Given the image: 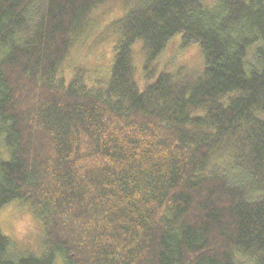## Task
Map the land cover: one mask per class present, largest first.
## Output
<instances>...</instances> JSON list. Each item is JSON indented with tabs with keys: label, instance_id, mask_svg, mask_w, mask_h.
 <instances>
[{
	"label": "trees",
	"instance_id": "1",
	"mask_svg": "<svg viewBox=\"0 0 264 264\" xmlns=\"http://www.w3.org/2000/svg\"><path fill=\"white\" fill-rule=\"evenodd\" d=\"M119 2L106 78L60 66ZM202 67H159L168 42ZM138 45L144 78L137 81ZM0 264H264V0H0Z\"/></svg>",
	"mask_w": 264,
	"mask_h": 264
},
{
	"label": "rangeland",
	"instance_id": "2",
	"mask_svg": "<svg viewBox=\"0 0 264 264\" xmlns=\"http://www.w3.org/2000/svg\"><path fill=\"white\" fill-rule=\"evenodd\" d=\"M215 0H206L208 4ZM124 14V10L119 2L109 3L95 9L91 14L87 30L76 41L75 46L70 50L60 66L61 72L70 75L72 70L78 66H84L92 75L106 78L113 61L114 45L116 37L112 35L111 24ZM180 35L175 36L165 46L157 59V64L161 68H176L183 66L187 71L199 70L202 67V55L199 49L193 45L182 47ZM135 66L137 68L136 79L141 81L144 78L142 72V56L139 47L133 48ZM24 206L15 204V211L11 214L15 217V212H23ZM35 222L25 229L18 239L0 231L3 235L12 240L19 253L41 256L44 252V236L40 223L34 217ZM57 261L54 264H59Z\"/></svg>",
	"mask_w": 264,
	"mask_h": 264
},
{
	"label": "clouds",
	"instance_id": "3",
	"mask_svg": "<svg viewBox=\"0 0 264 264\" xmlns=\"http://www.w3.org/2000/svg\"><path fill=\"white\" fill-rule=\"evenodd\" d=\"M15 204L16 202L13 201L0 207V231L18 239L25 229L35 222V219L28 205H25L23 212H15V217L12 218L11 214L15 211Z\"/></svg>",
	"mask_w": 264,
	"mask_h": 264
}]
</instances>
